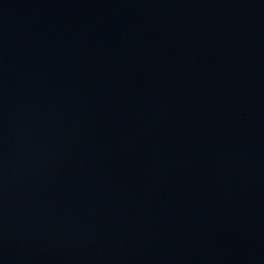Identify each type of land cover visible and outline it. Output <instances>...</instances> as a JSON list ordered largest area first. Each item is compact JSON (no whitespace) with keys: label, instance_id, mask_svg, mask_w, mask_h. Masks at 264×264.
I'll return each mask as SVG.
<instances>
[{"label":"water","instance_id":"1","mask_svg":"<svg viewBox=\"0 0 264 264\" xmlns=\"http://www.w3.org/2000/svg\"><path fill=\"white\" fill-rule=\"evenodd\" d=\"M0 264H264V0H0Z\"/></svg>","mask_w":264,"mask_h":264}]
</instances>
